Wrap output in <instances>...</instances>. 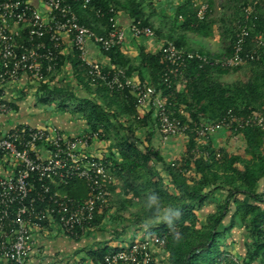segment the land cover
<instances>
[{"label": "built area", "instance_id": "built-area-1", "mask_svg": "<svg viewBox=\"0 0 264 264\" xmlns=\"http://www.w3.org/2000/svg\"><path fill=\"white\" fill-rule=\"evenodd\" d=\"M261 1L238 3L239 16L234 20L229 52L215 54L164 40L158 50L165 63L161 74L164 86L170 89L174 83L175 89L183 91L191 62L196 63L197 69H230L257 59L264 48V30L257 31L249 48L245 45L258 20L256 7ZM92 2L0 0V115L11 111L10 104L1 96L2 86L16 82L22 76L34 85L41 84L57 70L60 47L67 37L85 66L87 76L109 92L125 91L131 95L136 118L141 117L144 109L151 111L156 130L163 140L179 136L187 139L192 133L200 147L221 132L238 136L247 127L264 129V108L246 114L227 108L215 118L203 114L193 118L176 97L164 99L149 82L131 78L119 66H104L93 60L88 56V40L107 52L123 41L126 30L137 38L154 37L155 31L140 19H132L126 26H121L115 20L113 4L102 8ZM189 2L197 19L206 18L207 0ZM75 4L88 7L97 18L107 17L108 28L104 35L80 22ZM100 137V129L68 135L55 125L24 124L8 132L0 130V162L10 168L9 172L7 169L0 172L1 264H30L33 228L53 224L60 232L77 236L93 225L97 209L107 205L117 166L105 151L98 147L93 150ZM194 151L208 156L204 149ZM220 155L216 150L215 159ZM170 164L178 165L175 159ZM74 178L84 181L86 192L82 197L61 189ZM170 231L149 233L127 245L114 247L97 257L93 264H153L154 248L165 250ZM227 262L244 264L242 258L227 250L221 251L213 264Z\"/></svg>", "mask_w": 264, "mask_h": 264}, {"label": "trees", "instance_id": "trees-1", "mask_svg": "<svg viewBox=\"0 0 264 264\" xmlns=\"http://www.w3.org/2000/svg\"><path fill=\"white\" fill-rule=\"evenodd\" d=\"M92 1L94 6H101L102 8L109 4L122 6L120 0ZM130 1L131 4L128 7L129 9L132 8L131 16L133 19H140L152 27L148 19L143 18L139 2L136 0ZM208 1H210V3L208 2L210 7L211 0ZM242 1L248 0H241L240 2ZM76 5L78 4L74 6L76 7ZM237 5L236 11L239 16ZM259 7L264 11V0L257 5L256 11ZM257 14L258 20L246 40V48L250 47L257 31L264 30V12L262 14L257 12ZM178 15L182 16V22L179 25L177 24L179 21ZM101 19L107 22L106 16ZM80 22L82 21L80 20ZM83 24L89 26L88 23ZM172 24L176 28L195 34L204 32L208 27L206 18L199 20L195 17L194 9L191 7L189 0H185L184 3L177 7ZM168 38L170 40L173 39L178 46H185L180 36L169 34ZM198 50L205 51L203 49ZM110 52L111 50L107 53ZM263 60L264 48L257 59L248 62L256 64L258 67ZM141 61L148 66L149 83L161 92L164 99L169 98V95L176 97L177 101L185 106L186 112L193 118H196L198 114L215 118L227 108H232L241 114L256 112L264 108V68H258L260 75H254L253 81L225 83L212 79L210 75L212 73L223 74L235 71L240 69L242 65L230 69L210 67L197 69L196 63L191 62L187 69L185 88L183 91H176L174 90V83L168 89L162 82L161 74L165 69V63L161 61L160 51L142 53ZM58 63L60 64V60ZM261 65H264V63ZM80 66L82 67V64L77 57V69H80ZM122 66L124 67V63H122ZM125 72L129 74V69H125ZM38 89L45 91L46 94L63 98V100H59L58 105L64 104L65 99L73 103V109L83 114L90 129L99 130L109 120V114L106 112L105 106L80 98L61 86L54 85L50 87L49 84L43 83L38 85ZM103 89L109 92L106 88L103 87ZM109 93L112 97H117L122 101V108H118L123 111L122 114L132 115L134 119H138V124L143 122L141 117L136 118L134 98L131 95L125 91ZM120 114L121 111H117L112 115L116 117ZM238 136L244 141V153L248 155V158L243 159L240 155L222 152L221 148L212 146L210 141L206 145L198 147L195 136L192 133L187 137L182 156L175 159L178 165H171L170 162L167 163L160 156L154 154V157L162 161L167 174L168 184L174 188V191H171L162 186L161 188H155L154 191L159 193L164 203L178 205L182 213L176 225V230L184 234L183 239L179 242L174 241L171 231L167 236L165 250L168 254V264H213L217 261L220 253L216 244L217 236L220 233L217 227L222 224L223 219L228 214L231 219L227 228L234 225V216H238L243 231L252 237L253 244L252 247L249 246L245 251L244 264H264V129L247 127L242 129ZM118 144L121 146V162L116 161L117 166L114 174L122 179L123 185L131 191V195L125 198V203H130L132 199L139 197V192L133 181L142 177V174L136 170V166L139 164L136 158L132 156L137 149L131 141L126 139ZM125 149L131 153H126ZM194 149H204L208 152V156L205 157L199 152H195ZM216 150L221 153L218 159H215ZM126 171L129 174L127 177ZM161 180L163 178L159 177V181ZM146 183L145 186L148 187L149 185ZM61 189L77 197L84 196L86 192L84 181L79 178L72 179L65 186H61ZM213 190L224 191L225 197L216 206L215 210L207 214L204 224L200 228H196L195 224L198 220L195 211L196 206L201 204L206 199L207 194ZM104 212L105 208L97 209L93 224L102 219ZM136 216L138 220L142 221L144 217L143 211L139 215L136 214ZM150 229L155 233L170 230L164 223H158ZM105 252V249L102 250L98 257ZM153 264H156L155 261ZM226 264L235 263L227 262Z\"/></svg>", "mask_w": 264, "mask_h": 264}, {"label": "crops", "instance_id": "crops-1", "mask_svg": "<svg viewBox=\"0 0 264 264\" xmlns=\"http://www.w3.org/2000/svg\"><path fill=\"white\" fill-rule=\"evenodd\" d=\"M136 1L139 2L143 18L148 19V22L152 25L155 31L154 37L137 38L126 30L123 41L111 48L110 53L101 51L91 40H88L86 45L89 57L104 66L111 65L119 66L123 69L128 68V75L131 78L150 82L148 66L141 61V54L158 52L162 42L166 39L169 40V34L182 37L183 44L191 49H203L206 52L215 54H223L230 51L231 44L224 42V33L226 32L223 33L222 26L219 25V20L224 21L226 19L223 12L214 18V14H210L212 8L209 7L206 17L208 27L204 32L195 34L176 28L172 24L177 7L184 3L185 0ZM218 1L223 2V0ZM120 2L122 6H115L114 16L119 25L126 26L133 19L131 16L132 8L129 9L128 7L131 1L120 0ZM208 2L210 3V1ZM74 10L79 20L83 23H88L90 28L96 33L105 34L108 28V23L105 20L97 18L92 10L82 5H76ZM178 20H180V22H177L179 25L182 21V16ZM228 20L232 21L229 18ZM194 36L202 37L205 41L198 43ZM76 59L77 52L74 50L70 40L64 37L60 47V64L57 70L54 73H50L41 84L47 83L50 85L56 78L62 80L64 77V79L69 80V85L73 84V89L66 88L65 85L60 84L61 87L71 91L80 98L105 106V110L109 114V120L102 126L103 129H100L101 137L97 142L98 146L94 145L92 147L93 150L98 147L97 149L104 152L109 147L116 159L120 155L121 146L117 143L111 145L109 141L106 142L102 137L104 133L107 135L117 132L123 136L121 138L122 142L126 139L131 141L138 150L144 149V151H147L150 149L165 162L182 156L187 139L183 136L172 137L167 140L161 139L154 125L152 113L148 109H144L141 113L143 122L135 124L132 115L122 114L123 111L118 109L119 107L120 109L122 108V101L119 98L112 97L109 92L104 91V86L91 80L87 76L86 68L82 63V67L80 66V69H77ZM122 63H124V67ZM50 87L52 86L50 85ZM174 90L179 91V89ZM45 94V91L39 90L38 85H34L26 76L20 77L16 82L3 85L1 96L10 104L11 111L6 115H0V130L8 132L24 124L36 126L55 125L64 133L72 135L90 129L83 114L73 109V103L65 99L62 105L54 107L53 104H50L48 107L46 103L38 101ZM38 96L39 98L37 99ZM169 96L171 97L172 95ZM59 98L63 100V98ZM117 111H121V114L114 117L112 114ZM228 136H230L229 133L221 132L213 136L209 141L212 146L219 147V141L226 139ZM154 159L155 164L153 166L159 176L165 181L168 180L162 161L156 157ZM136 161L140 164L137 158ZM147 161L151 162V160ZM6 169L8 172L10 171V168L0 162V172H5ZM126 173V177L129 176L128 172ZM120 180L123 183V180ZM134 181L137 182L138 180L135 179ZM114 184L115 180L110 186V193L107 205L104 207L105 212L102 219L83 230L77 236L62 233L53 224L45 225L41 228H33L31 230L33 245L29 256L30 264H93L102 250L108 251L114 247L124 246L135 239L143 238L147 234L152 233L151 229H145L143 220H133L125 214L131 211L132 215H134V213L139 211L140 208L137 210L129 208L135 204L138 197L132 199L130 203H125V198L130 195L123 196V200H118L116 203L109 202L111 197L112 199L115 198ZM138 184L141 186V182L138 181ZM215 195H218L221 198L220 202H222L225 192L213 190L208 193L206 199L196 206L195 211L198 219L199 217L206 218L209 212L215 210L218 205V202L214 203V200H212ZM230 219L229 214L226 215L219 227L231 233L232 237L228 242V246H230L234 254L243 259L246 249L253 244V241L250 237H246L247 232L243 231L240 221L236 220L237 217L234 216V225L227 228ZM154 261L156 264H168L165 250L154 248Z\"/></svg>", "mask_w": 264, "mask_h": 264}, {"label": "rangeland", "instance_id": "rangeland-1", "mask_svg": "<svg viewBox=\"0 0 264 264\" xmlns=\"http://www.w3.org/2000/svg\"><path fill=\"white\" fill-rule=\"evenodd\" d=\"M241 0H223V2H219L218 0H213L211 3V11L210 14H214V18L217 17V15L221 14V12H223V14L225 15V20L223 18L224 21L219 20V25L222 26V30L223 33L225 34L224 36V42L227 44H231L232 42V33H233V24H234V19L237 18V14L238 13L236 11V5L238 2H240ZM257 12L259 14H262L264 11L262 8H258ZM236 14V16H235ZM227 16V17H226ZM236 17V18H235ZM231 19L232 21L228 20ZM180 22V20H179ZM182 22V21H181ZM217 29V28H216ZM192 38V37H191ZM195 40L198 41V43H203L205 40L202 37H197L194 36ZM194 43V42H192ZM196 44V43H194ZM196 45H200V44H196ZM207 47V46H206ZM263 62H260L259 64L261 65ZM258 66L256 64H252L249 62H246L244 64H242V66L240 67V69L235 70V71H230L227 73H223V74H219V73H212L210 76L212 79L219 81V82H225V83H232V82H250L251 80L253 81V76L254 75H260L258 68H264V65ZM259 81H261V79H259ZM65 85V87L67 88H71L73 89V84L69 85V80L68 79H64V77L62 78V80H58L57 78L54 80V82H52L50 85L54 86V85ZM60 85V86H61ZM70 86V87H69ZM34 88V87H32ZM39 98V96L37 97V99ZM41 103H46V105L49 107L50 104H53L54 107L58 106L59 103V96H54L52 94H45L43 95L41 98H39ZM56 100V101H55ZM134 123L137 124V120L138 119H134ZM231 136V137H230ZM228 136L226 139L219 141V148H221L222 152H229V153H234L237 155H240L243 159L248 158V155L244 153V141L241 139L240 136H236V135H230ZM106 137V138H105ZM123 136L119 135L117 132L116 133H112V134H107L104 133V136L102 138H104L106 140V142H110V144H114V143H122L121 142V138ZM148 148V147H147ZM108 149V150H107ZM106 153L108 154V156H112L113 161L114 162H121V157L120 155H117L118 157L115 159L113 152L109 150V147L106 148ZM126 153L130 154L131 152L129 150H126ZM154 153L152 150H147L144 151V149H140L136 152H134V154H132V156H134V158H137V160L139 161V165L136 166V170L142 174L140 178H137V180L139 182H141V186H139L140 184H138V181H133V184L135 185V187L137 188L138 192H139V197L138 199L135 201V204L130 206L129 208L131 210H137L140 208L139 206V202L140 199L142 197V195L146 192L149 191H154L155 188H161L162 186L164 188H168V190L174 191V189L172 188V186H170V184H168V181L166 180H161L159 181V174L157 172V170L155 169V167L153 166L155 164L154 162ZM176 159V158H175ZM147 160H151V162L147 161ZM143 161V162H141ZM171 161V160H170ZM167 161V162H170ZM127 172V171H126ZM126 174V173H125ZM115 184H114V189H115V198L111 200L113 203H116V201H120L123 200V196L125 195H131V191L128 190L122 183V181L120 179H118V177L115 175ZM145 182H147L146 184H148L149 186L146 187L145 186ZM128 190V191H127ZM212 200H214V203H221L220 200L221 198L218 197V195H215ZM138 207V208H136ZM142 212V209L140 208L139 211L137 213H134V215H132L131 211L130 213H125L129 216L130 219L136 220L138 219V217L136 216L139 215ZM237 219L239 220V217L236 216ZM205 222V218L204 217H199V219L196 221L195 227L196 228H200ZM219 230V235L217 236V240H216V244L218 247V252L221 251H229L232 252L233 250H231L229 245V241L232 237L231 233L228 232V230H224L221 229L219 226L217 227ZM154 232V231H153ZM152 232V233H153ZM246 237H250L252 239V237L250 236V234L246 233ZM127 245V244H126ZM252 247V245L250 246ZM166 252V250H165ZM167 253V252H166ZM245 256V255H244ZM244 260V258H243ZM259 261V260H258Z\"/></svg>", "mask_w": 264, "mask_h": 264}, {"label": "clouds", "instance_id": "clouds-1", "mask_svg": "<svg viewBox=\"0 0 264 264\" xmlns=\"http://www.w3.org/2000/svg\"><path fill=\"white\" fill-rule=\"evenodd\" d=\"M139 206L144 213L143 226L150 229L158 223L166 224L174 241H181L183 233L176 230L181 217V209L174 203H164L156 191H149L142 195Z\"/></svg>", "mask_w": 264, "mask_h": 264}]
</instances>
